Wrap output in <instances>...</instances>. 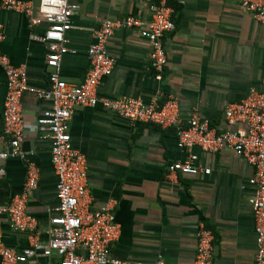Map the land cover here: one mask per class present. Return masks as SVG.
<instances>
[{
  "label": "crops",
  "instance_id": "crops-1",
  "mask_svg": "<svg viewBox=\"0 0 264 264\" xmlns=\"http://www.w3.org/2000/svg\"><path fill=\"white\" fill-rule=\"evenodd\" d=\"M32 1L35 4L38 0ZM80 8L66 34L69 53L61 77L78 85L90 65L88 49L107 19L134 16L147 22L157 0H77ZM176 9L175 29L165 40L167 66L161 81L149 62L150 47L139 29L117 30L108 48L115 68L98 87L100 98L141 99L146 103L178 100L182 118L193 117L225 128L224 110L264 87V25L241 6V0H171ZM5 38L1 50L15 67L27 69L31 87L50 89L47 50L42 38L47 24L31 27L22 14L0 10ZM7 79L0 67V152L9 149L2 112ZM25 133L22 157L0 160V201L9 203L27 181L30 164L39 171L38 184L27 203L38 220V241L49 240L50 220L57 215L58 178L51 160V142L37 120L50 104L27 91L22 97ZM72 145L86 156L92 208L109 207L121 226L112 247L119 260L193 264L201 223L215 234V264H253L256 253L254 217L249 203L254 194V169L232 150L216 154L177 146L174 129L135 123L102 106L76 108L70 122ZM198 156L210 174L179 175L169 179V164ZM4 241L21 251L29 245L26 234L10 228L3 218ZM58 261L38 251L24 264Z\"/></svg>",
  "mask_w": 264,
  "mask_h": 264
},
{
  "label": "built area",
  "instance_id": "built-area-1",
  "mask_svg": "<svg viewBox=\"0 0 264 264\" xmlns=\"http://www.w3.org/2000/svg\"><path fill=\"white\" fill-rule=\"evenodd\" d=\"M241 6L264 25V0H241ZM79 8L77 0H38L37 4L27 0H0V10L24 15L31 27L47 24L44 36L38 39L46 46V65L50 69V89L31 87L26 67H15L1 50L5 34L0 23V67L7 79L2 119L4 133L10 140L9 149L0 152V160L24 158L26 155L22 150L25 120L21 101L24 93L31 91L50 104L37 120V125L44 138L51 142V160L58 178V213L50 220L49 240L44 245L38 241V220L27 211L29 196L38 184L37 167L29 165L27 181L20 194L9 203L0 201V264L27 263L38 251L47 258L58 257V261L49 264H174L161 257L153 262H143L119 260L112 255V247L121 236V226L109 207L101 210L92 208L86 156L73 147L70 134L75 109L99 105L130 120L132 124L174 129L177 146L182 150L199 147L203 152L216 154L228 149L252 166L254 194L249 203L256 234L253 264H264V87L262 91L252 90L244 100L225 107V128L221 131L196 116L184 122L179 102L171 96L164 101L155 99L149 103L136 98H100L98 87L115 68L108 43L117 30L141 31L150 47L148 57L151 68L156 73V79L162 80L168 62L165 40L175 29L176 9L171 0H157L147 22L134 16L105 20L95 32L94 43L88 49L90 68L85 79L81 84L71 85L61 77V64L63 57L69 53L66 34L72 29V19ZM197 160V155L189 154L186 159L169 164L167 177L210 174L211 169L203 168ZM4 175L5 170L0 167V178ZM4 217H7L13 231L27 235L29 245L26 248L18 251L6 245ZM214 243V232L201 223L193 264H215Z\"/></svg>",
  "mask_w": 264,
  "mask_h": 264
}]
</instances>
